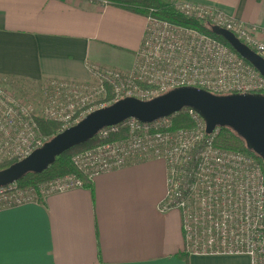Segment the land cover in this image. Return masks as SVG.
<instances>
[{
    "label": "built area",
    "instance_id": "2783aa9c",
    "mask_svg": "<svg viewBox=\"0 0 264 264\" xmlns=\"http://www.w3.org/2000/svg\"><path fill=\"white\" fill-rule=\"evenodd\" d=\"M87 1L105 5L103 0ZM176 7L184 16L229 31L264 59V28L200 5L181 2ZM146 20L129 70L89 63L87 81L43 80L30 87V97H21L16 85L0 81V165L19 162L49 141L40 135L39 121L58 124L60 133L125 98L150 101L179 88L215 96L264 95V77L229 47L152 15ZM183 110L193 122L191 128L175 130L174 115L148 123L130 118L102 128L96 135L102 143L71 160L80 177L65 175L29 189L15 183L1 187L0 209L40 203L50 195L83 188L82 179L91 183L132 164L161 161L166 193L159 210L179 213L184 253L247 256L250 264H264L261 164L251 155L217 148L220 127L207 134L201 116Z\"/></svg>",
    "mask_w": 264,
    "mask_h": 264
},
{
    "label": "crops",
    "instance_id": "0c3cea01",
    "mask_svg": "<svg viewBox=\"0 0 264 264\" xmlns=\"http://www.w3.org/2000/svg\"><path fill=\"white\" fill-rule=\"evenodd\" d=\"M264 28V0H176ZM146 17L87 0H0V81H87V64L131 69ZM161 161L96 177L91 188L0 209L12 264H250L247 256L184 253L180 215L161 212Z\"/></svg>",
    "mask_w": 264,
    "mask_h": 264
},
{
    "label": "water",
    "instance_id": "95a60500",
    "mask_svg": "<svg viewBox=\"0 0 264 264\" xmlns=\"http://www.w3.org/2000/svg\"><path fill=\"white\" fill-rule=\"evenodd\" d=\"M210 29L264 77V59L229 31L216 26ZM186 108L201 116L207 134L216 127L228 128L242 138L247 148L264 162V95L215 96L201 89L179 88L150 101L125 98L89 113L25 159L0 170V188L16 183L29 173L45 171L61 154L93 139L104 127L118 125L130 118L144 123L153 122Z\"/></svg>",
    "mask_w": 264,
    "mask_h": 264
},
{
    "label": "trees",
    "instance_id": "16d2710c",
    "mask_svg": "<svg viewBox=\"0 0 264 264\" xmlns=\"http://www.w3.org/2000/svg\"><path fill=\"white\" fill-rule=\"evenodd\" d=\"M105 5L121 8L127 12L137 14L143 17L154 16L160 20L170 22L174 25L183 26L186 28L197 30L207 36H210L217 41L221 42L225 46L232 48L220 37L216 36L211 32L212 24L208 21H200L196 18L184 16L177 10L176 5L181 3L176 0H103ZM153 11V12H151ZM173 128L186 129L193 126V122L190 117L185 113V110L174 114L172 118ZM39 133L41 136L50 140L60 131L58 124L53 122H38ZM116 138H111L114 140ZM102 142L97 137L87 141L86 143L69 149L68 151L57 157L54 163L49 166L45 171L34 174L29 173L22 179L18 180L15 185L19 189L36 188L38 185L47 181L63 177L65 175L75 174L77 176L74 166L72 165V158L85 150L93 149L99 146ZM214 145L224 151L240 152L251 155L257 159L261 164L264 173V162L261 157L250 151L245 141L237 136L233 131L228 128L221 127L218 135L215 138ZM16 162H9L0 165V170L6 169ZM80 177V176H79ZM82 179V178H81ZM84 183L83 188H91V184L85 179H82ZM42 202V201H41Z\"/></svg>",
    "mask_w": 264,
    "mask_h": 264
},
{
    "label": "snow or ice",
    "instance_id": "6c2138e0",
    "mask_svg": "<svg viewBox=\"0 0 264 264\" xmlns=\"http://www.w3.org/2000/svg\"><path fill=\"white\" fill-rule=\"evenodd\" d=\"M5 244H6V233L3 219L0 218V264H12V262H7L4 260V252H5ZM31 264H41V262H31Z\"/></svg>",
    "mask_w": 264,
    "mask_h": 264
},
{
    "label": "rangeland",
    "instance_id": "374dc122",
    "mask_svg": "<svg viewBox=\"0 0 264 264\" xmlns=\"http://www.w3.org/2000/svg\"><path fill=\"white\" fill-rule=\"evenodd\" d=\"M33 84H30L29 82H21V86H15V88H17V90H21V97H26L29 96L30 97V87Z\"/></svg>",
    "mask_w": 264,
    "mask_h": 264
}]
</instances>
